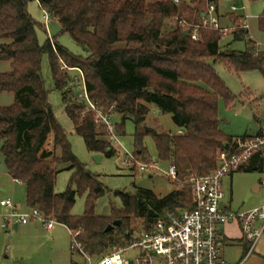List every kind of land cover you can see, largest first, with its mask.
<instances>
[{"label": "trees", "instance_id": "16d2710c", "mask_svg": "<svg viewBox=\"0 0 264 264\" xmlns=\"http://www.w3.org/2000/svg\"><path fill=\"white\" fill-rule=\"evenodd\" d=\"M37 1L62 33L83 48L86 57L74 55L55 39L41 44L40 27L28 11ZM255 1V0H254ZM221 0H208L219 9ZM197 0L178 4L167 0H0V61L11 62V71L0 74V94L13 93L14 103L0 107V158H4L9 176L26 188V204L64 225L79 231L84 251L100 258L113 248L130 242L138 230L150 229L167 213L192 211L190 186L185 180L192 174L207 175L218 166L220 152L231 150L234 139L219 126V99L228 108L234 96L214 69L221 62L239 74L257 70L264 75V50L248 37L249 32H232L233 42H245L244 51L221 47L224 37L214 30H201L202 40L184 36L185 30L168 23L176 18L201 21ZM231 24L239 25L242 15L227 14ZM264 30V15L259 19ZM46 28V26L44 25ZM47 56L52 79L63 99L65 112L74 131L94 154L114 157L116 147L108 138L106 126L87 110L85 100L68 97L70 71H78L91 102L104 115L113 112L121 119L113 123L118 136L125 134V123H145L150 105L162 114H171L177 134H158L153 129L137 130L134 154L143 162H154L143 146L150 136L157 159L175 166L182 188L174 183L173 191L163 198L138 189L137 194L117 192L122 208H112L110 216L95 214L98 199L107 189L100 176L91 174L78 161L63 127L49 102V91L42 76L43 58ZM78 86V85H77ZM87 108V109H86ZM86 111V112H85ZM182 132V133H179ZM260 135V134H259ZM246 137V136H245ZM253 165L263 171V159ZM71 173L64 193L56 194L57 175ZM252 170L244 169L239 171ZM86 195L85 213L72 214L76 197ZM116 221L119 227L107 228Z\"/></svg>", "mask_w": 264, "mask_h": 264}, {"label": "rangeland", "instance_id": "374dc122", "mask_svg": "<svg viewBox=\"0 0 264 264\" xmlns=\"http://www.w3.org/2000/svg\"><path fill=\"white\" fill-rule=\"evenodd\" d=\"M184 1L189 2L190 0ZM198 1L200 0H197V3ZM234 4L238 8L245 6L246 11H238L237 14L246 15L249 18L248 37L263 51L264 30L260 29L259 19L264 15V0H234ZM223 5L226 9L230 8L229 2ZM28 11L35 21L43 26L37 29L38 38L42 45L48 39H55L70 53L86 57L83 48L77 45L68 34L62 33L57 20L50 18L46 24L45 12L37 1H31L28 4ZM168 24L174 25L173 21ZM44 25H47V28ZM6 42L0 40V45ZM220 45L223 48L229 46L231 50L244 51L246 43L233 42L231 37H226ZM212 64L230 92L237 97L232 108H228L222 98L219 99V126L221 131L231 137H254L262 130L264 131V75L257 70L237 74L226 68L221 62H212ZM9 71H11V62L0 61V74ZM70 74V83L67 88L71 89V92L68 97L72 100L81 102L85 100L87 102L82 87H79L83 83L80 80V73L70 71ZM42 76L45 80L46 89L49 91V102L54 115L65 130L74 155L91 174L100 176V182L107 189L105 196L98 199L96 203L95 214L97 216H110L112 208L117 210L122 208V202L116 196L117 192L134 195L137 194L138 189H145L153 192L157 197L163 198L173 191L175 182L166 175L133 171L124 165L125 152L134 153L135 135L138 129L140 131L143 128H150L158 134L178 133V128L174 124L171 114H162L155 106L150 105V113L143 125L138 126L132 120H127L124 128L125 134L122 136L117 134L120 145L116 146L118 151L116 156L106 157L94 154L87 150L84 140L74 131L73 124L65 112L62 96L55 90L47 56L43 58L42 62ZM14 101L15 95L13 93L0 94V107H9ZM112 115L113 123H119L121 117L114 112ZM143 146L154 162H157L163 170H168L167 164L158 161L156 147L150 136L143 138ZM6 174L4 158L1 156L0 202L5 201L8 197L9 199L14 198L12 183ZM70 178L71 173L68 171L61 170L58 173L55 186L56 194L64 193L67 190ZM183 184H179L178 187L182 188ZM223 192L225 194L223 203L233 214L246 213L259 208L264 204V173L258 170H247L227 176L223 180ZM15 201L17 206L27 207L24 189L20 191L19 185L15 193ZM85 205L86 195L76 197L72 214L82 216L85 213ZM29 211L30 209H26L22 212ZM6 213L7 211H3L0 207V264H86L81 255L72 252V238L66 228L59 224L56 225V232L59 235L55 238L50 237L42 225L40 226L43 229L32 232H23L24 228L22 227L18 231L7 232L1 229L3 216ZM136 224L138 226L137 231H139L142 226L139 221ZM228 233L232 240L221 242L225 262L228 264H238L239 262L264 264V234L253 252L248 255L250 244L243 239L237 222Z\"/></svg>", "mask_w": 264, "mask_h": 264}, {"label": "built area", "instance_id": "2783aa9c", "mask_svg": "<svg viewBox=\"0 0 264 264\" xmlns=\"http://www.w3.org/2000/svg\"><path fill=\"white\" fill-rule=\"evenodd\" d=\"M167 1L176 4L181 2V0ZM229 4V11L224 17L227 14L246 11L245 6L238 8L234 1H230ZM50 18V15L45 12L46 24ZM220 18L219 9L208 3L200 22H188L185 19L176 18L173 23L188 31V36L195 42L202 40L201 30L205 29L217 31L224 38L229 37L238 28L249 31V18L246 15L240 18L239 25H233L230 22L224 25ZM84 97L89 110L94 112L97 122L106 126L108 138L112 144L115 147L120 145L112 118L104 115L89 100L85 88ZM255 157L263 159L264 171V134L235 138L231 150L227 149L219 153L218 166L214 171L207 175L192 174L185 180L191 189L194 205L192 211H182L178 214L167 213L150 229L136 231L130 242L113 248L110 253L100 258L93 257L84 251L78 240L79 231H70L72 252L81 255L86 264H228L222 255L221 229L237 222L243 239L250 244L249 255L264 234V204L246 213L229 212L223 203L225 199L223 180L227 176L238 173ZM124 165L142 173H162L173 182L180 184L177 170L173 165H168V170H163L157 162H143L134 153L128 152H125ZM5 208L7 213L3 216L1 225L4 231L13 232L16 225H27L30 222H37L47 230L58 225L54 219L45 216L37 208L22 212L13 200H7Z\"/></svg>", "mask_w": 264, "mask_h": 264}, {"label": "crops", "instance_id": "0c3cea01", "mask_svg": "<svg viewBox=\"0 0 264 264\" xmlns=\"http://www.w3.org/2000/svg\"><path fill=\"white\" fill-rule=\"evenodd\" d=\"M226 3V1H222L221 0V2H220V6H219V14H220V16H221V22L224 24V25H228L229 24V20L226 18V17H224V15L229 11V9H226L225 7H224V5L223 4H225ZM228 3V2H227ZM230 5V4H229ZM195 7L201 12V14L203 15L205 12H206V10H207V7H208V0H200V1H198V3H196V5H195ZM53 19V18H52ZM56 20V19H55ZM46 26V25H45ZM46 28H47V26H46ZM249 32V31H248ZM251 39V38H250ZM180 133V132H179ZM259 134H264V131L262 130L261 132H259L258 133V135ZM253 161V160H252ZM252 161H250L249 162V164H247L245 167H244V169H252V171H256V170H258V166L257 165H253V163H252ZM7 170V169H6ZM8 177H9V179H10V181H11V183H12V188H13V192L14 193H12L13 195H14V198L12 197V199L10 198L9 199V197L5 200V201H1L0 202V207H1V209L3 210V211H7V209L5 208V202L7 201V200H13V202L15 203V205H16V201H15V193H16V191H17V186L19 185V187H20V191H22V189H24V192H25V201H26V188H25V186L23 185V184H21V183H19V182H17V181H14L10 176H9V174H8V172H7V174H6ZM257 190V189H256ZM27 205V204H26ZM19 208H20V210L21 211H24V210H26V209H30L28 206L26 207V208H24V207H20V206H18ZM234 224L235 223H232V224H228V225H226V226H224V227H222V229H221V235H222V241L224 242V241H227V240H232L231 239V237L229 236V231L231 230V228H233L234 227ZM60 225V224H59ZM60 226H62V227H64V228H66L67 230H68V228L67 227H65L64 225H60ZM20 227H22V228H24L23 229V232H32L33 230H40L42 227L40 226V224L39 223H37V222H30V223H28L27 225H21V226H19L18 227V229H15L14 231H18L19 229H20ZM240 228V227H239ZM43 229V228H42ZM3 230V229H2ZM45 230L48 232V234H49V236L50 237H52V238H55L57 235H59L58 234V232H56V227H54L53 229H51V230H47L46 228H45ZM8 232V231H7ZM68 232L70 233V231L68 230ZM242 233V232H241ZM12 234V233H11ZM223 255V254H222ZM223 259H224V256H223ZM241 262H239L238 264H240Z\"/></svg>", "mask_w": 264, "mask_h": 264}, {"label": "water", "instance_id": "95a60500", "mask_svg": "<svg viewBox=\"0 0 264 264\" xmlns=\"http://www.w3.org/2000/svg\"><path fill=\"white\" fill-rule=\"evenodd\" d=\"M224 1L230 2V1H234V0H224ZM188 35H189V32L188 31H185L184 32V36L188 37ZM226 149H228V146L226 147ZM120 225H121V221H116V222H114L113 225H111V226H109L107 228V231H110V230H112L115 227H119ZM18 227H19V225H16L15 229H18Z\"/></svg>", "mask_w": 264, "mask_h": 264}]
</instances>
